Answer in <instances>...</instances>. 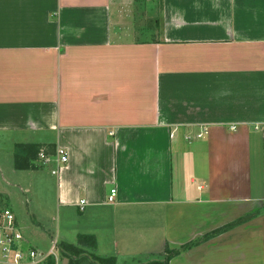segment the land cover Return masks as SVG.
I'll list each match as a JSON object with an SVG mask.
<instances>
[{
	"label": "crops",
	"instance_id": "crops-1",
	"mask_svg": "<svg viewBox=\"0 0 264 264\" xmlns=\"http://www.w3.org/2000/svg\"><path fill=\"white\" fill-rule=\"evenodd\" d=\"M0 131L68 152L51 243L264 264V0H0Z\"/></svg>",
	"mask_w": 264,
	"mask_h": 264
},
{
	"label": "rangeland",
	"instance_id": "rangeland-1",
	"mask_svg": "<svg viewBox=\"0 0 264 264\" xmlns=\"http://www.w3.org/2000/svg\"><path fill=\"white\" fill-rule=\"evenodd\" d=\"M149 1L154 2V0ZM15 140L17 141L15 134L0 131V204L5 203L14 209L25 239L38 249L47 251L45 249L51 245L49 229L52 230V223H56L57 216V198L54 189L56 174L52 173L55 165L53 162L44 163L35 172L16 169ZM262 147L261 164L264 166L263 141ZM254 180H258L261 184L264 180V169L259 179ZM254 192L264 197V189H254ZM159 252L155 254L160 255ZM85 259L82 257L79 264H94V262H85ZM58 264H61L60 261Z\"/></svg>",
	"mask_w": 264,
	"mask_h": 264
},
{
	"label": "built area",
	"instance_id": "built-area-1",
	"mask_svg": "<svg viewBox=\"0 0 264 264\" xmlns=\"http://www.w3.org/2000/svg\"><path fill=\"white\" fill-rule=\"evenodd\" d=\"M39 161L44 164L50 162L51 159L44 152H40ZM55 161L57 168L53 170V173H57L58 168L67 163L66 149L62 147L57 149ZM116 193V189H111L109 202L115 200ZM81 204H84V201H81ZM46 250H40L28 243L14 209L0 204V264H45L50 258L57 262L61 254L59 244L53 241Z\"/></svg>",
	"mask_w": 264,
	"mask_h": 264
},
{
	"label": "trees",
	"instance_id": "trees-1",
	"mask_svg": "<svg viewBox=\"0 0 264 264\" xmlns=\"http://www.w3.org/2000/svg\"><path fill=\"white\" fill-rule=\"evenodd\" d=\"M40 152V145L34 143H19L15 148V167L17 169H32L38 167V153ZM97 242L94 235L80 234L76 244L60 243L59 250L63 257L69 259L68 264H79L82 257L88 258L90 256L94 264H116L115 257H100L91 252L96 248ZM190 244L184 245L180 249L164 250L165 258L161 260H153L147 263L140 264H167L168 261L175 255L179 254L181 250L188 248ZM45 264H55L53 258L48 259Z\"/></svg>",
	"mask_w": 264,
	"mask_h": 264
},
{
	"label": "water",
	"instance_id": "water-1",
	"mask_svg": "<svg viewBox=\"0 0 264 264\" xmlns=\"http://www.w3.org/2000/svg\"><path fill=\"white\" fill-rule=\"evenodd\" d=\"M67 262H68V259L65 258V259H64V264H67Z\"/></svg>",
	"mask_w": 264,
	"mask_h": 264
}]
</instances>
